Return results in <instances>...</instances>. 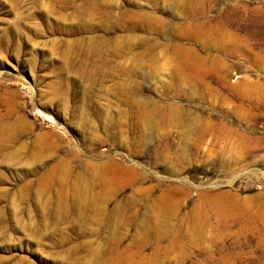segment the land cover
Listing matches in <instances>:
<instances>
[{
  "label": "rangeland",
  "instance_id": "1",
  "mask_svg": "<svg viewBox=\"0 0 264 264\" xmlns=\"http://www.w3.org/2000/svg\"><path fill=\"white\" fill-rule=\"evenodd\" d=\"M0 264H264V0H0Z\"/></svg>",
  "mask_w": 264,
  "mask_h": 264
}]
</instances>
